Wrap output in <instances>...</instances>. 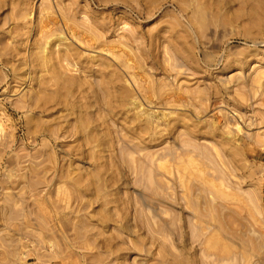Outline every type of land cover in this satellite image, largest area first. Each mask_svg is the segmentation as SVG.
<instances>
[{"label":"rangeland","instance_id":"1","mask_svg":"<svg viewBox=\"0 0 264 264\" xmlns=\"http://www.w3.org/2000/svg\"><path fill=\"white\" fill-rule=\"evenodd\" d=\"M0 264H264V0H0Z\"/></svg>","mask_w":264,"mask_h":264},{"label":"bare ground","instance_id":"2","mask_svg":"<svg viewBox=\"0 0 264 264\" xmlns=\"http://www.w3.org/2000/svg\"><path fill=\"white\" fill-rule=\"evenodd\" d=\"M47 4V3H46ZM27 12L25 11V12H22V14H23V16H24V14H26ZM27 16H29L30 17V15L29 14H26ZM25 15V16H26ZM56 22V21H55ZM54 23V22H53ZM44 24H46V23H44ZM51 27V26H50ZM48 28H49V25H48ZM67 29V28H66ZM68 31V30H67ZM41 33V32H40ZM47 40V39H46ZM77 43V42H76ZM44 47V46H43ZM42 47V48H43ZM44 49V48H43ZM103 51V50H102ZM45 52V51H44ZM113 59V58H112ZM91 154V153H90Z\"/></svg>","mask_w":264,"mask_h":264}]
</instances>
